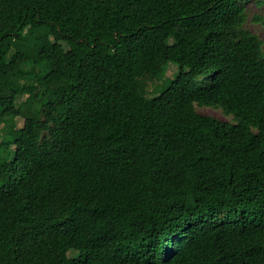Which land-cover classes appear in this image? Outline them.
Returning a JSON list of instances; mask_svg holds the SVG:
<instances>
[{
  "label": "trees",
  "instance_id": "trees-1",
  "mask_svg": "<svg viewBox=\"0 0 264 264\" xmlns=\"http://www.w3.org/2000/svg\"><path fill=\"white\" fill-rule=\"evenodd\" d=\"M248 1L0 0V264H264Z\"/></svg>",
  "mask_w": 264,
  "mask_h": 264
},
{
  "label": "rangeland",
  "instance_id": "rangeland-1",
  "mask_svg": "<svg viewBox=\"0 0 264 264\" xmlns=\"http://www.w3.org/2000/svg\"><path fill=\"white\" fill-rule=\"evenodd\" d=\"M246 19L244 23L245 29L255 36L259 43L262 53L264 55V0H249L246 4ZM8 59L14 64H21L29 69L34 77L43 74L45 81H49V75L45 74L41 68L26 61L24 55L20 52L11 51L8 55ZM177 72V66L166 60H159L152 70L145 71L141 75V80L147 86L148 95H151L156 86L166 78H173ZM157 92H159L157 90ZM14 95L17 101L24 99L26 94L19 90L14 91ZM197 110L204 114H210L220 120L230 121L231 115L219 108H213L211 106H197ZM35 117L38 118V113H35ZM22 125V120L17 118V126ZM75 252L70 251L69 256L74 257ZM74 262V259L71 263Z\"/></svg>",
  "mask_w": 264,
  "mask_h": 264
}]
</instances>
